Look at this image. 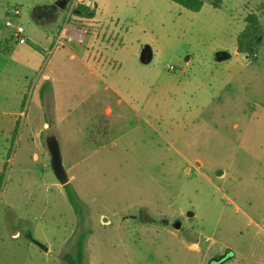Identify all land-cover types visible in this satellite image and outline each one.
Listing matches in <instances>:
<instances>
[{
    "label": "rangeland",
    "instance_id": "374dc122",
    "mask_svg": "<svg viewBox=\"0 0 264 264\" xmlns=\"http://www.w3.org/2000/svg\"><path fill=\"white\" fill-rule=\"evenodd\" d=\"M60 1L0 0V32L4 8H20L34 36L45 13L62 26L89 2L111 40L107 71L89 90L67 68L45 101L36 85L50 52L26 80L0 50V264H67L82 232L83 264H264V39L255 57L237 53L245 15L264 29V0L199 12L78 0L72 13L74 0ZM51 136L78 213L51 166Z\"/></svg>",
    "mask_w": 264,
    "mask_h": 264
},
{
    "label": "crops",
    "instance_id": "0c3cea01",
    "mask_svg": "<svg viewBox=\"0 0 264 264\" xmlns=\"http://www.w3.org/2000/svg\"><path fill=\"white\" fill-rule=\"evenodd\" d=\"M83 5L92 8L89 2H83ZM65 6L66 3L64 2H59L58 4L60 9H64ZM58 7L53 8V11L56 12ZM8 11L9 8H4L5 19L2 25L5 32H0V50L10 52V58L7 60H11L16 64L13 66L15 70H18L19 66H24V77L28 80L26 74L30 73V71H43V63L46 60L45 57L50 52V59L48 61L51 67L47 72L42 73V78L40 80L38 79L36 85L37 95L40 100L46 101L48 99L49 93H52L56 88L54 84L59 82L60 77L58 75L62 74L65 76L64 71H66L67 68H69V70L72 69L77 76H87L88 82L85 84L81 82V84L86 85L85 87L89 90L100 86L99 82L102 81V77L105 76V72L107 71L108 57L106 52L111 40L108 34H106L108 31L106 28L107 26H103L104 24L96 18V14L93 18H83L74 15L72 20H69L67 24L65 23L61 26L57 21L56 14L50 15L47 12L43 18L37 19L38 25L44 26L43 28L45 29L32 32L34 36L27 33L28 42L20 45L12 36L11 30L5 26V21L10 17ZM245 16L242 18V30L245 26ZM19 20L21 21V19ZM49 25L55 26L57 29L56 33L54 29H46V26ZM64 41H76L86 44V46H84L82 51L76 50L74 52L70 47H65ZM56 43L57 45L55 46ZM60 47H63V50L60 51ZM68 54L69 60L67 62ZM0 59H2V56H0ZM92 77H96L97 79V82H94V84H92ZM45 86H47L48 90L42 96L41 91ZM104 89L107 91L108 86H105ZM11 114L15 115V113ZM43 129H49L48 122H43L42 129H40L36 135L40 136ZM5 164L6 161L4 157H0V173L4 171Z\"/></svg>",
    "mask_w": 264,
    "mask_h": 264
},
{
    "label": "trees",
    "instance_id": "16d2710c",
    "mask_svg": "<svg viewBox=\"0 0 264 264\" xmlns=\"http://www.w3.org/2000/svg\"><path fill=\"white\" fill-rule=\"evenodd\" d=\"M192 12H199L206 2L210 3L214 8L221 7V0H170ZM69 4L70 0H61ZM68 6V5H67ZM73 14L83 18H93L95 16V10L89 6L79 4L75 7ZM245 26L242 32L237 37V52L240 54L247 55L249 58L255 57L258 48L262 45L264 39V29L262 28L260 18L255 12L248 13L245 18ZM45 89L41 91L43 96ZM4 181V171L0 173V194L2 192ZM66 193L74 208L75 213H78V203L76 193L69 188V185H64ZM85 233H80L76 242V248L74 253L66 254L65 259L67 264H83L85 259Z\"/></svg>",
    "mask_w": 264,
    "mask_h": 264
},
{
    "label": "water",
    "instance_id": "95a60500",
    "mask_svg": "<svg viewBox=\"0 0 264 264\" xmlns=\"http://www.w3.org/2000/svg\"><path fill=\"white\" fill-rule=\"evenodd\" d=\"M46 146L51 155V166L59 179L60 183L64 186L68 184V176L62 164V159L59 151V146L55 137L51 136L46 139ZM180 222H176L175 228L179 229Z\"/></svg>",
    "mask_w": 264,
    "mask_h": 264
},
{
    "label": "built area",
    "instance_id": "2783aa9c",
    "mask_svg": "<svg viewBox=\"0 0 264 264\" xmlns=\"http://www.w3.org/2000/svg\"><path fill=\"white\" fill-rule=\"evenodd\" d=\"M76 1L74 0L71 4L70 13H72L74 7L76 6ZM10 17L5 21V26L9 28L12 32V36L15 38L18 44L23 45L28 42V36L25 27L19 22L21 15V10L18 7L9 8Z\"/></svg>",
    "mask_w": 264,
    "mask_h": 264
},
{
    "label": "flooded vegetation",
    "instance_id": "af4514ba",
    "mask_svg": "<svg viewBox=\"0 0 264 264\" xmlns=\"http://www.w3.org/2000/svg\"><path fill=\"white\" fill-rule=\"evenodd\" d=\"M219 260H221V259L219 258Z\"/></svg>",
    "mask_w": 264,
    "mask_h": 264
}]
</instances>
